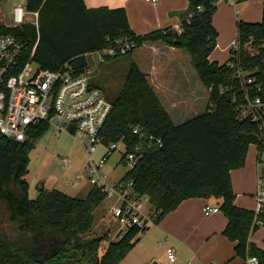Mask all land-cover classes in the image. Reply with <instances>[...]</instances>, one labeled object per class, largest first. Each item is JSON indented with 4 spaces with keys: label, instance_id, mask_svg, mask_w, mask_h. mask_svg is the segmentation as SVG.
<instances>
[{
    "label": "trees",
    "instance_id": "trees-1",
    "mask_svg": "<svg viewBox=\"0 0 264 264\" xmlns=\"http://www.w3.org/2000/svg\"><path fill=\"white\" fill-rule=\"evenodd\" d=\"M188 1L191 14L180 25L181 32L169 27L137 35L125 8H89L84 0H27V9L39 12L38 29L30 23L0 25V32L27 42L29 51L38 40L34 58L43 68L58 70L68 62L79 73L88 68L87 53L107 48L116 39H133L136 47L114 58L131 55L149 41L185 48L209 92L210 107L175 124L147 74L132 61L123 88L111 100L113 108L101 137L108 145L123 141L124 155L138 142L132 125L142 124L161 137L162 146L147 150L123 180H133L135 189L162 210L159 221L186 199H219L228 219L223 234L235 243V256L243 259L250 254L264 264V248L250 241L264 226V213L263 225L252 228L254 211L235 204L231 177L232 170L244 167L249 144H258L261 138L257 124L241 118L238 106L245 90L264 101V5L261 22H237L239 46L230 48L229 59L220 63L209 58L217 46L213 23L217 5L214 0ZM48 127L43 122L32 126L24 141L0 136V205L4 206L0 208V264H120L140 231L133 228L124 237L110 240L100 254L107 234L86 237L96 209L105 201L99 187L91 186L85 198L42 187L36 199L30 198L25 179L29 152Z\"/></svg>",
    "mask_w": 264,
    "mask_h": 264
},
{
    "label": "built area",
    "instance_id": "built-area-1",
    "mask_svg": "<svg viewBox=\"0 0 264 264\" xmlns=\"http://www.w3.org/2000/svg\"><path fill=\"white\" fill-rule=\"evenodd\" d=\"M157 3L158 0H146ZM236 0H214L234 3ZM36 15V23H30L38 29L39 12L29 11ZM26 11L18 6L13 9L14 27L26 24ZM181 32L180 26L176 29ZM38 40L29 51V44L11 34L0 32V136L24 141L27 132L32 126L47 123L58 132H68L84 146L89 163L87 172L92 186L99 187L105 192V201H108L109 220L115 223L117 229L115 239L124 237L131 229L137 228L140 237L151 225L158 224L162 210L151 205L147 195L140 193L134 187V181H125L123 177L108 184L106 176L100 174V169L108 154L117 148L118 142L105 144L101 137V129L110 115L113 104L106 99L101 90L91 83V77L86 69L79 73L68 62L58 70L43 68L40 64L33 67ZM238 41H233L231 48L237 49ZM136 43L130 38L116 39L107 48L87 53V56H96L100 63L106 58L114 57L117 53L125 54L134 49ZM233 66V65H232ZM242 70L238 75L242 76ZM236 100V98H234ZM238 109L241 118H249L256 123L260 133L257 160L256 191L254 193V220L253 226L263 225L261 214L264 213V101L259 96H251L244 91ZM66 123V124H65ZM130 130L138 136V142L133 151L123 155L122 162L129 171L134 169L143 158L147 150L161 147L162 138L150 133L142 124H135ZM124 147L125 144L123 141ZM99 144L105 145L107 152L100 162L96 163L92 154L97 151ZM126 149V147H125ZM70 166V160L62 158L61 167ZM79 178L78 175L75 177ZM218 206L204 207L205 215L219 212ZM106 234H109V229ZM107 240V239H105ZM114 240V239H113ZM168 259L175 262L177 256L173 248L167 249ZM187 264H203L193 259ZM211 264H219L213 262ZM242 264H261L257 256L247 254Z\"/></svg>",
    "mask_w": 264,
    "mask_h": 264
},
{
    "label": "crops",
    "instance_id": "crops-1",
    "mask_svg": "<svg viewBox=\"0 0 264 264\" xmlns=\"http://www.w3.org/2000/svg\"><path fill=\"white\" fill-rule=\"evenodd\" d=\"M84 1L89 8L102 6L111 9L125 8L130 26L137 35L169 27L177 29L189 19L191 14L188 0H158L155 4L146 0ZM228 4L235 8L231 14L237 19L235 21L236 30L239 19L247 22H261L264 0H236ZM217 9L213 15V23L214 26L219 27L215 19ZM141 48L152 50L154 57L142 54L139 51ZM176 48L161 40L149 41L137 47L131 55L132 61L147 74L151 86L173 122L181 124L190 119L188 118L190 111L202 104V101L207 98L208 91L200 79L198 80L199 77H196L195 71L190 68V65L188 66L189 63L192 64L191 57L178 55ZM258 151L259 149L254 155L247 154L244 167L231 171L232 184L236 193L235 204L250 210H253L255 205ZM210 204L219 207V199L201 197L186 199L157 224L158 231L178 242L179 248L183 246L187 250V256H185L188 257L187 262L193 259L198 263L211 264L215 259L231 260L232 258L229 257L232 254L235 257V243L230 241L233 252H229V245L224 246L227 241L219 237L228 223L224 213L220 210L213 213L210 219L203 215L204 207ZM262 228L260 227L250 236V241L261 248L263 247L259 244V239L255 237H263L256 236V233L264 232ZM242 261L237 264H242Z\"/></svg>",
    "mask_w": 264,
    "mask_h": 264
},
{
    "label": "rangeland",
    "instance_id": "rangeland-1",
    "mask_svg": "<svg viewBox=\"0 0 264 264\" xmlns=\"http://www.w3.org/2000/svg\"><path fill=\"white\" fill-rule=\"evenodd\" d=\"M26 4L27 0H3L0 2V25H15L13 9L18 6L23 7L26 11L24 22L35 24L37 20L36 15L29 12ZM234 11L235 8L233 5L230 6L226 2H220L218 4L217 13L215 15V19L219 26H215L218 31V44L210 53L209 58L212 61L224 63L230 57V46L237 38L235 26V21L237 19L235 15L231 14ZM240 20L242 19H239V21ZM176 49L178 55L190 57L186 49L179 47ZM139 51L147 57H154L153 51L149 50V48H141ZM131 62L132 55L106 58L103 63L99 62L97 55L88 56L89 64L87 72L91 77V83L101 90L106 99L111 101L123 88ZM38 64V62L33 63V67L37 68L39 66ZM189 65L190 68L195 71L196 77H198L194 66L190 63L188 66ZM205 89L207 90L206 87ZM209 107L208 92L207 98L202 101V104L197 105L194 110L190 111L188 118L205 112ZM257 146L258 145L254 142L250 143L248 154L254 155L258 150ZM107 148L108 147L103 144L98 145L97 151L92 154L96 163L100 162L103 154L107 152ZM124 153L125 147L123 143L118 142L117 148L108 154L107 159L103 163L99 172L101 175L106 176V182L108 184H113L120 180L129 171V167L122 162ZM62 158L70 160L69 167H61ZM88 163V155L79 139H76L68 132H58L55 127L49 126L41 136L36 139L29 152V172L25 179L28 183L30 198L36 199L42 187L46 189H59L70 196L85 198L92 186L89 181L88 170L86 169ZM76 175L79 176L78 179L75 178ZM107 205L108 201H103L96 209L93 228L86 234V237L102 236L105 235L109 229L107 240H103L101 243L100 254H103L110 240H116L115 233L117 227L115 223L109 220ZM209 206L212 207L214 205L210 204ZM0 208L3 210L4 206L0 205ZM203 215L208 219L213 217V214L208 216L205 215V212ZM261 227H263L262 231H264V226ZM222 235L219 237H223V239L227 241V244H224V246L227 247L229 245V252H233L232 244H230V241L227 240L228 238L224 234ZM258 235L263 236L255 238L259 239V244L264 248V232L256 233V236ZM168 247H172L175 250L177 256L175 262H170L168 259ZM185 256H187V250L183 246L179 248L178 242L163 235L158 231L157 224H154L149 226L147 230L141 234L133 248L120 264H187L186 258L188 257ZM229 258L232 259L224 261L215 259L213 262L219 264H237L243 260L240 256L233 257V254Z\"/></svg>",
    "mask_w": 264,
    "mask_h": 264
},
{
    "label": "water",
    "instance_id": "water-1",
    "mask_svg": "<svg viewBox=\"0 0 264 264\" xmlns=\"http://www.w3.org/2000/svg\"><path fill=\"white\" fill-rule=\"evenodd\" d=\"M65 124H66V123H65ZM262 159H264V153H263Z\"/></svg>",
    "mask_w": 264,
    "mask_h": 264
}]
</instances>
